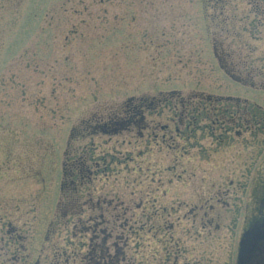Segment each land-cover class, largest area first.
<instances>
[{
    "label": "rangeland",
    "instance_id": "rangeland-1",
    "mask_svg": "<svg viewBox=\"0 0 264 264\" xmlns=\"http://www.w3.org/2000/svg\"><path fill=\"white\" fill-rule=\"evenodd\" d=\"M261 10L264 0H0V123L12 129L16 141L8 156L3 150L0 175L7 181L13 178L14 191L21 179L28 183L29 201L24 207L30 218V254L38 251L46 230L39 264L53 262V253L60 264H84L80 255L90 241V231L74 227L78 214L63 216L61 210L60 204L70 195L60 189L66 154L68 160L91 156L92 181L75 195L83 207L80 217L100 212L91 208V200L107 201L100 205L107 219L103 225L112 235H125L127 257L149 264L161 261V244L151 234L139 239L128 233L144 214L146 223L147 215L150 223H174L173 237L184 243L187 254H202L199 263L234 264L237 227L233 231L224 219L225 228L211 236L203 234L198 243L194 238L200 231L198 221L191 228L193 218L184 213L201 194L206 196L205 206L229 202L231 207L220 210L230 215L237 200L245 197L237 191L248 183L240 175L243 160L255 167L264 161V120L254 116L264 114ZM217 43L230 54L228 62L243 84L221 68L215 55ZM172 90L192 96V104L204 110L201 126L215 121V135L227 140L223 146L216 143L218 136L198 130L199 146L189 145L190 154L180 149L175 161L176 150L167 141L174 135L175 120L165 131L155 128L154 137L149 130L133 126L116 134L92 132L95 125L110 123L104 121L121 114L130 98L150 99ZM199 94L249 100L243 105L240 98L234 109L229 103H199ZM253 104L261 108H250ZM163 113L160 118L149 115L147 121L165 123L168 113ZM238 127L240 135L234 133ZM0 139L6 141V136ZM241 141H249V147ZM185 142L178 144L184 148ZM200 146L207 148L206 154ZM231 185L233 189L225 194ZM197 213L196 219L202 211ZM176 216L186 219L177 224ZM164 233L168 235L166 229ZM65 250L80 252L65 263L60 253ZM187 254L180 257V264L189 260Z\"/></svg>",
    "mask_w": 264,
    "mask_h": 264
},
{
    "label": "flooded vegetation",
    "instance_id": "flooded-vegetation-1",
    "mask_svg": "<svg viewBox=\"0 0 264 264\" xmlns=\"http://www.w3.org/2000/svg\"><path fill=\"white\" fill-rule=\"evenodd\" d=\"M229 57L231 58V56ZM236 75L238 76V78H236V80L234 81L239 83L242 79L238 74ZM240 84H243V83L240 82ZM212 96L213 95L211 94H206L205 101L211 100V101H214L215 104L223 102L224 105H226L225 103H229L233 107H236L234 109H237V107H239L240 102H241L240 98H242L244 101L243 105H246L247 104L246 101L248 102L249 100L247 98L240 97L237 95H227V96L217 95L215 97H212ZM187 97L186 99H188ZM192 101L193 100L191 99V103ZM197 102L200 103L201 101L197 100ZM244 108L246 109L247 106H245ZM250 108L257 110V109H260L261 107H255V104H253ZM223 110L227 111L228 107H226ZM199 112H201L200 114L202 115L204 110L199 109ZM148 116L149 115L144 116L143 120L145 121V124L143 125V127L142 128H140V126L138 127L141 130H143V132L144 130H149V133L151 131L154 132L155 128H159L162 131H165L169 128V120H166V122L162 124L157 121L156 123H149V121H147ZM150 116H157L158 118H160V116H158L157 114H152ZM254 116H255V119L257 116H260V118L264 120V114L255 113ZM200 118H201L200 115H198V117H196L195 120L199 121ZM174 120L176 121L177 126H174L175 128L172 129V131L174 132V135L171 136L170 134L167 141H168V146L176 150L174 153L175 161H177L176 159L178 156L177 154L181 150L185 154L187 153L190 154V152L187 149L189 145L190 147H194V148L195 147L197 148L199 146L200 143L197 140L198 130H200L201 133L203 134L207 133V135H212L215 138L218 136V134L215 135L214 133L215 125L212 124V123H215L214 120L209 125H203V126H201L199 122L192 124V119L190 115L188 117L187 116L184 117V119L173 116L170 121L173 122ZM189 120L191 123L189 124L185 123L186 121H189ZM229 122H232L235 124L236 121L231 120V117H230ZM240 122L241 124L243 123L248 124V122H244L242 120H240ZM240 122L238 121L237 124H239ZM246 124H243V125H246ZM228 125L233 126V124H228ZM1 126H4V127H1ZM184 129L186 130L184 131ZM224 131L229 133L230 129L226 128L224 129ZM169 132L171 131L169 130ZM234 133L237 135H240L241 133L240 128L238 127ZM149 135H152V134H149ZM1 136H6V141H3L0 139V156H1L0 158H2L4 149L7 154L6 156H8V153H10L13 150V147H14L13 143L16 142L15 140L12 139L13 137L12 129L0 123V137ZM177 137H179L181 140L178 141L176 139ZM162 140L163 142H165L164 135L162 137ZM182 140L186 141L184 148L182 147L183 144L182 145L178 144L182 142ZM225 142H227V140H224L222 134H220L218 136V139H216V143L218 144V146H223ZM241 142L244 145V147L246 148L249 147L247 146L249 141H241ZM231 143L233 146L234 142L231 141ZM261 143L264 145V141H261ZM190 151L195 152L193 148H191ZM199 151L201 153L206 154L207 148L200 146ZM242 153L243 151H240L235 156L239 158L241 157ZM201 157L204 158V156L202 155ZM79 158H81L80 155L77 156L74 160H71L72 167H73L72 164L74 163L73 161H77ZM90 159H91V156L89 155L88 157L86 155L84 156V160L86 164L85 168L88 171V176H86V179H83V182L80 184H78L79 181L77 179L81 178V173L79 170H77V167H75V169L73 167L74 171H72L73 173H71V176L72 177L75 176V180L73 181H74V184H77L78 186L74 188L76 189L74 194H72V192L70 193L68 192V194H70L68 196V201L71 202L72 213H74V215L78 214L79 216V218L77 219L78 221L77 225H74V227L79 229L80 226L83 224L82 226L86 227V230L84 231H87V232L89 231L91 232V217H96L97 215H102L104 217L103 213L101 212L100 205L101 203H107V201H104V200H102L101 202V198L100 200L99 199L96 200V204L93 203L91 200V208H94L96 206L97 207L96 209L100 210L101 214L98 213L93 216L88 215L85 219H83V217H80L82 216L81 213H82L83 207L81 203L78 202L77 192L80 186H83L85 183L92 181L91 180L92 171L90 170V165L88 163V160ZM1 163L2 161L0 162V164ZM0 168H2L1 165H0ZM242 168L244 170L240 172V175L244 178V180L245 179L248 180V183L245 185V187L242 186L243 188L239 187L242 189H238L237 191H243L244 192L243 196L245 197H241L242 200H237V205H233L232 213L230 215L223 211L222 213L220 210L222 208L228 209L229 207H231L232 205L229 202L222 201L220 202V204H218L219 207L217 206L215 207V205L213 204H209L205 206L202 204L203 203L202 199H204V201L207 202L206 196L203 197V195L200 194L197 200V203L199 204L195 203L194 205H190L189 209L186 211V213H184V217H186V214H188L189 217L193 218L190 220L191 228L194 226V223L196 222V220L198 221V227H200V231H197L194 237L195 241H197L198 243H200L199 239L202 237L203 234H205V236H211L214 233H217L221 229L225 228V226L223 225V222H224V219H227V221L231 223V227L233 231L235 230L236 227L238 229L237 230L238 237L236 241L234 264H264V161L258 164L257 167H255V164L243 160ZM1 170L2 169H0V171ZM177 176L180 177V175H177ZM5 177L0 175V264H28L29 260L32 261L31 262L32 264H39V258L41 254L44 253L42 245L46 241V230L43 231V240L40 241L41 243L39 245L38 251L37 252L33 251V253L30 254L28 252V248H29L28 225H29L30 218H29L28 209H26L28 207L29 200H28V197L25 198V196L28 194V183L24 182V180L21 179V184L20 185L18 184L19 186L18 191L17 190L14 191L13 190V178L12 179L10 178L7 181L8 178H5ZM73 181H71V183ZM61 183H60V189H61ZM229 188H232V185L226 189L225 194H227V192L230 190ZM19 192L22 195L21 198L20 196H17ZM219 200L220 199L217 198L216 202L218 203ZM24 205L26 208L24 207ZM198 210H201L202 214L199 215L198 219H196V217L198 216V213H197ZM154 213H155L154 215L158 214L157 211ZM143 217H144V214H141L140 223L137 218L136 223H137V228H139L137 235L139 239L140 238L143 239V234L148 233V234H151L155 238L156 241L160 242L162 249L159 248L158 251L162 252L160 254L161 261L160 263H157V264H180L179 263L180 257L183 254H187L188 249L187 247H185L184 243L181 245L179 240L173 237L172 230L174 227L173 225L174 223L172 222L167 223L166 221L162 223L163 225L155 224L153 221L152 223H150V219H151L150 215L146 216V221L148 222L146 223L145 220H143ZM184 217L181 219H186ZM181 219L179 216H176V219H175L176 223L178 224L179 221H181ZM105 221L107 222V219H105ZM162 226H164V228ZM165 229L167 230L168 235H165L164 233ZM188 232L190 234V230ZM159 236L160 237L163 236L162 241ZM90 244H91V236H90L88 248L90 247ZM194 248L195 247L193 246V249ZM79 252L80 251H73L70 254V257L71 256L77 257ZM35 253H36V256H35ZM84 254L85 252L82 253L80 257L82 258ZM53 255H54V261L49 264H53V263L60 264L58 259L55 258L57 257V255L55 253H53ZM63 255L66 256L67 255L66 252H63ZM187 255L189 257V260H185L183 264H201L199 263L198 260H203L202 254H195L196 256H192L189 254ZM171 256H172V261H170ZM164 257H165V260L164 262H162ZM81 258H80V261L83 262ZM64 262L67 263V260H65ZM137 264H149V263L147 262L145 263V260L143 259L142 261H137Z\"/></svg>",
    "mask_w": 264,
    "mask_h": 264
},
{
    "label": "trees",
    "instance_id": "trees-1",
    "mask_svg": "<svg viewBox=\"0 0 264 264\" xmlns=\"http://www.w3.org/2000/svg\"><path fill=\"white\" fill-rule=\"evenodd\" d=\"M213 3H220L222 0H211ZM261 14H264V11L261 10ZM222 44H216L215 47V55L216 58L221 65V68L224 69L225 73L233 80H236L238 76L234 74L233 66L234 64H231V62H228L229 60V53H223L222 52ZM228 62V63H227ZM187 97V96H186ZM183 96L179 91L172 90L167 93L159 94L158 97H151L150 99L146 98H139L136 100H133L130 98L123 107V110L121 114L116 116H111L108 121L104 122H110V123H103L102 125H95L92 127V132H105V134H116L118 132H122L123 130H129L132 126L133 127H139L142 128L145 124L144 116L146 115H152L157 114L158 116H162L163 112H167V119L171 120L173 116L179 117L181 119H184V117L191 116L192 124L198 123V120H195L198 115H201L199 112L200 106L197 104L191 103V97ZM196 98L203 102L206 100L205 97H203L201 94L196 96ZM135 102V104L133 103ZM164 114V113H163ZM171 114V116H170ZM170 116V117H169ZM90 119V118H89ZM88 119V120H89ZM101 120V119H100ZM98 120V121H100ZM184 122V121H183ZM83 123H86L83 122ZM185 123L189 124L191 123L190 120L186 121ZM99 124V123H96ZM88 129L91 128V124H88ZM86 125V126H88ZM106 128V129H104ZM87 127L84 129L86 130ZM99 129V131H98ZM139 129V128H138ZM153 129V128H152ZM91 130H87L91 132ZM186 129H184L185 131ZM151 131L149 134H152ZM70 157V154H66L67 160L63 162V170H62V183H61V190L66 191L67 193L76 191V188L78 185L74 184L75 176L72 177L71 173L74 171L75 167H77V170L81 173V178L77 179L79 181L78 184L83 182V179H86V176H88V171L85 168V160L84 156H80L77 161H73L71 166V160H68ZM104 172V171H103ZM72 177V178H71ZM71 181H73L71 183ZM66 194V193H65ZM61 210L63 212V216H67L72 213V205L70 201H67L64 204H60ZM101 214V212H99ZM106 223L104 217L102 215H97L96 217H91V244L90 247L85 251V254L82 256L81 260L84 262V264H137V262L127 257L126 255V249L128 247V240L125 238V235L119 234V235H112L110 231H108V227L103 225ZM80 230H86V227L80 226ZM139 228H135L134 226H131L128 233H136L138 234ZM111 239L113 241H111ZM57 252V251H55ZM63 252H66L65 260H68V257H70V254L73 252V250H70L69 252L61 251L60 253L63 255ZM58 256V254H56Z\"/></svg>",
    "mask_w": 264,
    "mask_h": 264
}]
</instances>
